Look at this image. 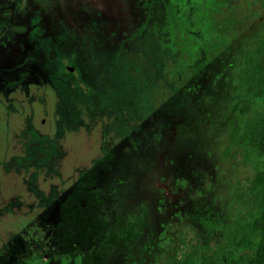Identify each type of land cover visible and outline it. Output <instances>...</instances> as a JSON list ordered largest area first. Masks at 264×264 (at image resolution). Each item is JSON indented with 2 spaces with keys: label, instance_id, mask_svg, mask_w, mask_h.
<instances>
[{
  "label": "rangeland",
  "instance_id": "1",
  "mask_svg": "<svg viewBox=\"0 0 264 264\" xmlns=\"http://www.w3.org/2000/svg\"><path fill=\"white\" fill-rule=\"evenodd\" d=\"M263 33L262 0H0V264L225 243L232 181L264 170L233 85Z\"/></svg>",
  "mask_w": 264,
  "mask_h": 264
},
{
  "label": "trees",
  "instance_id": "2",
  "mask_svg": "<svg viewBox=\"0 0 264 264\" xmlns=\"http://www.w3.org/2000/svg\"><path fill=\"white\" fill-rule=\"evenodd\" d=\"M264 4V0H262ZM234 90L249 104L242 114L252 110L240 135L248 152L264 157V33L242 53L233 77ZM247 159L242 155V162ZM234 213L225 243H215L198 257L200 264H264V170L235 178L230 186ZM198 242L184 236L173 246L162 264H193ZM63 262L70 260L63 255ZM80 264V258L74 259ZM28 264H44L32 259Z\"/></svg>",
  "mask_w": 264,
  "mask_h": 264
},
{
  "label": "water",
  "instance_id": "3",
  "mask_svg": "<svg viewBox=\"0 0 264 264\" xmlns=\"http://www.w3.org/2000/svg\"><path fill=\"white\" fill-rule=\"evenodd\" d=\"M69 70H72V68H69Z\"/></svg>",
  "mask_w": 264,
  "mask_h": 264
}]
</instances>
